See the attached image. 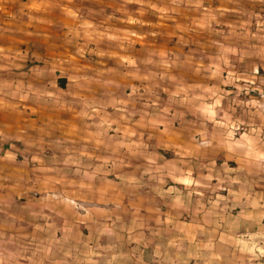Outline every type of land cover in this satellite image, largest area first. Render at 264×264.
Segmentation results:
<instances>
[{"label": "rangeland", "instance_id": "obj_1", "mask_svg": "<svg viewBox=\"0 0 264 264\" xmlns=\"http://www.w3.org/2000/svg\"><path fill=\"white\" fill-rule=\"evenodd\" d=\"M209 19L171 66L66 89L69 136L0 144V264H264V5Z\"/></svg>", "mask_w": 264, "mask_h": 264}, {"label": "crops", "instance_id": "obj_2", "mask_svg": "<svg viewBox=\"0 0 264 264\" xmlns=\"http://www.w3.org/2000/svg\"><path fill=\"white\" fill-rule=\"evenodd\" d=\"M262 5L264 0H0V144L5 153L31 139L51 146L55 137L70 135L58 133L66 123L59 120L66 89L75 91L73 99L81 88L111 92L122 85L105 77L112 71L130 65L154 70L159 57L173 65L171 57L182 54L190 38H201L192 26L203 17L223 21L226 8ZM46 126L47 135L41 131Z\"/></svg>", "mask_w": 264, "mask_h": 264}]
</instances>
